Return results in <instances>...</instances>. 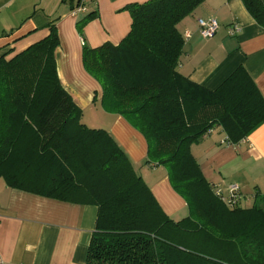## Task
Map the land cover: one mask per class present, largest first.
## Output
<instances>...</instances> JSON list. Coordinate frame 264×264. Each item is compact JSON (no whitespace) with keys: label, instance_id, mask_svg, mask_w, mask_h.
Instances as JSON below:
<instances>
[{"label":"trees","instance_id":"obj_1","mask_svg":"<svg viewBox=\"0 0 264 264\" xmlns=\"http://www.w3.org/2000/svg\"><path fill=\"white\" fill-rule=\"evenodd\" d=\"M203 1L132 4L121 42L85 46L83 53L85 69L102 87L104 109L145 136V164L166 168L187 202L181 220L165 213L110 132L82 121L57 71L54 22L42 40L0 56V179L11 188L95 205L86 264H264V194L257 192L249 205L239 191L220 195L191 152L215 128L236 145L264 124V97L244 67L215 90L179 70L185 38L178 25ZM242 2L264 28V0ZM92 16L78 23L80 32Z\"/></svg>","mask_w":264,"mask_h":264},{"label":"crops","instance_id":"obj_2","mask_svg":"<svg viewBox=\"0 0 264 264\" xmlns=\"http://www.w3.org/2000/svg\"><path fill=\"white\" fill-rule=\"evenodd\" d=\"M77 0H0V56L25 50L49 34L56 24L59 46L57 71L65 90L83 111L82 121L106 129L140 167L144 180L167 215L186 217L185 199L173 188L163 167L144 166L148 143L121 115L102 104L103 90L85 69V46L117 45L130 31L128 7L148 0H89L87 11L76 15ZM93 16L83 26L78 23ZM214 18L219 29L213 38L200 34L199 19ZM239 27L233 35L230 29ZM185 38L179 70L194 83L217 89L238 67L245 68L264 97V28L250 15L242 0H204L178 25ZM215 128L191 152L212 185L227 193L237 187L243 205L264 194V124L239 144L226 141ZM97 207L66 202L7 186L0 179V258L7 264H86L95 230Z\"/></svg>","mask_w":264,"mask_h":264},{"label":"built area","instance_id":"obj_3","mask_svg":"<svg viewBox=\"0 0 264 264\" xmlns=\"http://www.w3.org/2000/svg\"><path fill=\"white\" fill-rule=\"evenodd\" d=\"M89 0H77V6L73 9V14L76 15L81 12H86L87 11V3ZM199 28H200V34L203 38L205 39H210L213 38L218 29H219V23L216 19L210 18V19H199ZM239 31L238 26H234L232 29H230V33L233 35ZM220 195H222L223 191L221 189H218L217 191ZM238 192L237 187H231L228 191V194L231 195V197H235L234 193ZM230 200H234L233 198ZM235 201V200H234ZM0 264H7L3 259L0 258Z\"/></svg>","mask_w":264,"mask_h":264},{"label":"rangeland","instance_id":"obj_4","mask_svg":"<svg viewBox=\"0 0 264 264\" xmlns=\"http://www.w3.org/2000/svg\"><path fill=\"white\" fill-rule=\"evenodd\" d=\"M86 120H87V119H85L84 122H86ZM87 126L91 127V125H89V124H87ZM92 128H93V127H92ZM94 128H95V127H94ZM143 165H144V166H147V165L145 164V162L143 163ZM147 167H148V166H147ZM161 167H162V166H161ZM163 168H164V167H163ZM164 169L166 170V168H164ZM136 172H137L139 175L143 176V173L140 172V167H139V166L136 167ZM166 172H167V170H166ZM143 178H144V177H143ZM263 193H264V190H263ZM173 218H174V217H173ZM175 218H176V217H175ZM175 218H174V219H175ZM182 218H183V217H179L178 220H181Z\"/></svg>","mask_w":264,"mask_h":264}]
</instances>
